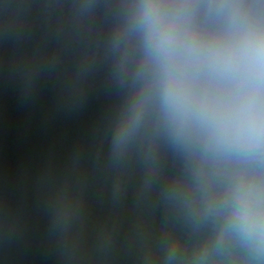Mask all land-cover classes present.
I'll list each match as a JSON object with an SVG mask.
<instances>
[{
  "label": "water",
  "instance_id": "95a60500",
  "mask_svg": "<svg viewBox=\"0 0 264 264\" xmlns=\"http://www.w3.org/2000/svg\"><path fill=\"white\" fill-rule=\"evenodd\" d=\"M150 0H0V264H264V148H216L167 108ZM181 40L222 39L264 0H151ZM192 101L216 91L193 69Z\"/></svg>",
  "mask_w": 264,
  "mask_h": 264
},
{
  "label": "clouds",
  "instance_id": "9594fccd",
  "mask_svg": "<svg viewBox=\"0 0 264 264\" xmlns=\"http://www.w3.org/2000/svg\"><path fill=\"white\" fill-rule=\"evenodd\" d=\"M149 46L161 62L168 86L164 101L181 125L195 120L204 125L216 148L250 154L264 148V26H252L233 13L224 37L204 46L181 40L162 23L159 6H144ZM205 69L216 91L192 101L191 72ZM251 241L264 246V216L245 206L236 225Z\"/></svg>",
  "mask_w": 264,
  "mask_h": 264
}]
</instances>
